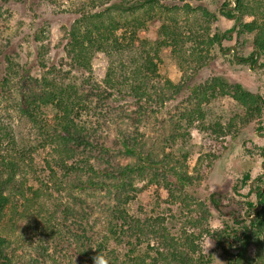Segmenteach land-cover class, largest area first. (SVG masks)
Here are the masks:
<instances>
[{"label": "rangeland", "instance_id": "1", "mask_svg": "<svg viewBox=\"0 0 264 264\" xmlns=\"http://www.w3.org/2000/svg\"><path fill=\"white\" fill-rule=\"evenodd\" d=\"M104 1L110 3L120 0ZM144 1L136 0V4ZM224 1L235 7L234 0H220L219 3L214 0L166 2L180 6L189 3L196 9L188 14L173 9L174 12L177 11L175 15L179 16L175 27L180 30V40L187 35L193 36L195 40L187 41L184 45L178 44L175 48H162L158 58H155L157 69L162 78L177 82L183 71L190 72L191 65L185 59L190 51L196 50L201 53L200 56L211 55L206 66L195 76L196 83H204L212 76H220L231 82H239L251 92L264 96V55H258L253 64L240 60V57H248L253 52L257 30L238 34L237 28L229 31L228 35L232 37L221 40V49L216 44L209 46L205 43L214 32L222 33L235 25L236 17L226 19L218 16L212 19L202 14L203 9L215 13ZM90 2L91 0H0V77L6 67L5 57L10 56L20 73L27 74L29 71L30 78H39L46 74L47 69H51L60 71V77L65 84L74 82L82 87L83 78L91 81L93 77L102 81L107 67L112 63V59L105 53L93 54V77H90L89 72L72 68L64 52L67 30L73 21L82 11H95ZM244 4L245 13H237V24L252 20L263 24L264 0H245ZM251 9L257 12H250ZM150 13V16L145 15L144 26L137 29V34L149 41L160 40L163 37L160 26L166 21V16L155 11ZM36 35L41 37L40 41L35 40ZM39 45L48 48L47 68L40 66L37 55ZM155 85L159 86L154 83L149 89L154 91ZM126 94H113L105 102L98 98L93 99L90 108L80 109L75 113L78 114V121L96 130L95 139H98L99 144L113 148L124 131L136 134L134 121L125 117L126 114L136 115V103ZM186 95L184 93L176 100L166 102L165 107L147 120L144 119L139 125L138 135H143L140 137L146 141V150L157 151L158 145H166V151L186 163L185 169L193 177V182H185L180 186L171 177L172 190H168L162 183L150 182L147 177H134L132 186L119 193L118 207L122 209L127 221L136 219V224L145 223L147 220L155 221L163 228L162 232L167 238L182 244V248L192 253L191 256L197 259L206 258L210 264H228L230 258L237 259V240L234 236L228 238V246L225 245L228 254L225 255L215 247L212 235L216 230L225 228V221L230 226H235L231 217L246 215L249 209H246L245 201L256 203L257 186L264 188L260 180L264 177V107L259 117L244 121L243 108L233 98L217 95L203 103V120L196 118L190 124L181 119L178 124V112L188 107ZM12 97L17 99L18 96L14 94ZM10 105L3 99L0 102L3 118L10 124L19 144L23 142L25 147L35 148L28 157L31 169L28 166L26 172L18 176L16 183L23 195H15V212L12 207H8L0 223V233L11 240V251L18 255L15 256V264L25 263L30 255L36 253L39 255L37 264H85L84 255L80 251H85L91 241H75L78 238L76 223L81 215L62 219L59 218L60 211H56L55 219L48 218L56 202L61 199L66 203L69 199L66 195L67 189H56L50 180L52 172L58 177L62 173L55 166L53 146L45 142V136L40 130L33 128ZM56 112V108L47 106L42 108L39 116L48 120ZM178 131L183 136L174 138V141L171 138L165 140V137L168 138ZM1 148L3 150L5 146ZM87 155L90 157L87 166L92 163L97 167H104L106 159L112 161L114 167L134 162L132 158L122 155L118 148L117 151L102 156L95 150H87V154H76L70 163L77 162L87 168L84 165ZM246 173H249L250 179L243 184L241 181ZM72 180H75V176ZM68 188L71 189V186ZM35 192L37 195L41 194L34 203L30 200L36 197ZM212 193L221 203L218 209H215L210 200ZM80 197L85 199L84 210L78 204H75V209L80 207L81 211L88 214L86 221L88 225H93L97 243L107 232L105 214L108 215L107 211L116 205V193L109 190H90ZM202 201L203 209L208 208L210 212L206 213L198 207L197 203ZM202 215L207 218L203 219ZM253 217L248 216L247 220ZM114 221L118 224L117 233L108 240L101 253L108 264H114L115 260L118 263L128 262V259L134 260L139 255H144L147 261L155 260L158 264H166L159 258L158 250L162 249L159 237H154L151 232L131 235L129 229V233L128 230L126 232L125 222L121 219ZM260 252L257 253L256 246H249L246 263L264 264V254Z\"/></svg>", "mask_w": 264, "mask_h": 264}, {"label": "trees", "instance_id": "2", "mask_svg": "<svg viewBox=\"0 0 264 264\" xmlns=\"http://www.w3.org/2000/svg\"><path fill=\"white\" fill-rule=\"evenodd\" d=\"M167 1L145 0L136 4V0L111 1L110 3L104 0H91L90 3L95 11H82L83 13H80V16L73 21L67 30V41L64 45V52L69 58V64L72 68L89 72L90 77H93V54L96 52L105 53L109 59H112V63L107 67L102 81L93 77L91 81L88 78H83L82 87L77 86V83L74 82L65 84L60 77V71L51 69H47L46 74L39 78H30L29 71L27 74L20 73L15 61L10 56L5 57L6 67L0 77V102L3 99L11 104L10 106L15 108L27 123L40 130V133L45 136V142L52 144L55 153V166L59 167L62 173L58 177L55 172H52L50 180L56 189H67L66 195L69 199L66 203H63L61 199L56 202L48 218L55 219L56 211H60L59 218L62 219L81 215L76 223L78 238L75 241L81 242L83 239L91 241L85 251H80L84 255L85 264H108L102 258L101 253L108 240L116 235L118 224L114 220L118 219L127 224L126 232L129 229L131 235L151 232L154 237H159L162 248L158 250L159 258L166 264H210L208 259H203V257L197 259L191 256L192 253L182 248V244L167 238V235L162 232L163 228L159 227L155 221L147 220L145 223L136 224V219L127 221L122 209H119V193L132 186L134 177H147L150 182L162 183L168 190H172L170 188L173 184L170 181L171 177H174L180 186L185 182L188 184L193 182V177L185 169L186 163L166 151V145H158L157 151L145 149L146 141L140 137L143 135H138L139 125L144 119L147 120L155 112L165 107L166 102L174 101L184 93L187 94L188 107L178 112V124L181 119H185L190 124L196 118L203 120L205 116L202 109L203 103L217 95H228L233 98L243 108L242 118L244 121L259 117L264 107V96L251 92L239 82L212 76L204 83H196L195 76L211 58L209 54L200 56L201 53L196 50L190 51L185 59L191 65L190 72L183 71L179 81L173 82L168 78L161 77L155 61L161 49L169 46L175 48L178 44L184 45L187 41L195 40L191 35L182 36L180 40V30L175 27L178 24L179 16L175 15L177 11L174 12V10L178 9L184 14H188L196 9L189 3L180 6L169 5L166 3ZM214 1L219 3L220 0ZM244 1L234 0V8L230 2L224 1L215 13H211L207 9L202 10L204 16L212 17V19L218 16H223L226 19L236 17L234 27L222 33L214 32L205 43L209 46L216 44L221 49V40L232 37L228 35L229 31L237 28L238 34L242 31L257 30L253 52L248 57H240L241 61L253 64L258 55H264V23L252 20L251 22L240 21L237 24L236 14L243 15L245 13ZM153 11L164 14L166 21L160 26L163 37L160 40L149 41L139 37L137 29L144 26L145 15L150 16V12ZM250 12L257 11L251 9ZM178 13L180 15L179 11ZM35 40L40 41L41 37L36 35ZM39 46L37 55L40 66L47 68L48 48ZM154 83H158L159 86L155 85L154 91H151L149 88ZM115 91L116 93H114ZM124 93L127 97L133 98L136 103V115H125L127 119L134 121L136 134L132 131H124L113 148L99 144L98 139H95L96 130L78 121L76 119L78 114L75 113L77 110L90 108L93 99L98 98L105 102L113 94L123 96ZM14 94L18 96L17 99L12 97ZM47 106L56 108L57 112L52 119L45 120L39 116V113L43 107ZM2 109L0 106V223L8 207H12V211L15 212V195H23L16 183L18 176L24 174L28 166L31 169L28 157L35 148L30 149V147H25L23 142L18 143L10 124L2 116ZM122 112L124 113V110ZM181 136L183 133L178 131L169 135L168 138L165 137V140L171 138L174 141V138ZM2 146H5L3 150H1ZM118 148L122 155L132 158L134 162L114 167L112 161L106 159L104 167H97L92 163L87 166L90 158L87 155L84 162L87 168L77 162L70 163L76 154H87V150H95L102 156V154L109 155L110 152L117 151ZM74 176L75 180L71 181ZM249 179L250 175L246 173L241 182L246 184ZM260 180L264 186V177ZM70 186L71 189L68 188ZM90 190H109L116 193V205L111 206V210L107 211L108 215L105 214L107 232L97 243L93 225H88L86 221L88 214L81 211L80 207L75 209V204H78L84 210L85 199H81L80 195L86 194ZM251 190L250 188L249 191ZM40 194L37 195L35 192L36 197L30 201L35 203ZM255 196L256 203L245 201L246 209H249L246 215L231 217L235 226H230L228 221H225L227 222L225 228L216 230L212 235L215 247L222 250L225 255L228 254V249L225 247V245L228 246V238L234 236V239L237 240V259L230 258L228 264H247V249L252 245L257 247V253L263 251L260 253L264 254V247H261L264 246V238H262L264 237V188L261 191V188L257 186ZM210 200L215 209L221 205L220 201L214 198V193L211 194ZM197 205L206 213L210 212L208 208L203 209V201L198 202ZM255 206L257 209H254ZM251 215L254 217L247 220V217ZM202 217L203 219L207 218L206 215H202ZM137 222L139 223L138 220ZM54 228L51 230L52 232ZM59 232L61 237V230ZM10 244L11 240L0 233V264H15V256L18 255H14L11 251ZM36 254L30 255L28 261L23 264H37L39 255ZM128 260L123 263H118L115 260L114 264H158L155 260L147 261L144 255L136 256L134 260Z\"/></svg>", "mask_w": 264, "mask_h": 264}, {"label": "water", "instance_id": "3", "mask_svg": "<svg viewBox=\"0 0 264 264\" xmlns=\"http://www.w3.org/2000/svg\"><path fill=\"white\" fill-rule=\"evenodd\" d=\"M236 16L238 17L239 15L238 14H236ZM238 20H239V18H238ZM229 50H231V49H229ZM261 191H263V188H261ZM229 242V241H228Z\"/></svg>", "mask_w": 264, "mask_h": 264}]
</instances>
